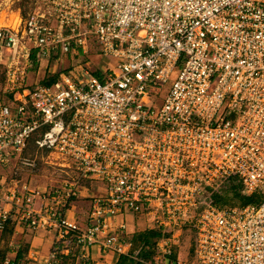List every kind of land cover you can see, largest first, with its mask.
<instances>
[{
	"label": "built area",
	"instance_id": "1",
	"mask_svg": "<svg viewBox=\"0 0 264 264\" xmlns=\"http://www.w3.org/2000/svg\"><path fill=\"white\" fill-rule=\"evenodd\" d=\"M1 2L27 5L0 25V230L16 214L53 234L44 264H103L138 258L141 218L159 231L143 264H264V0ZM93 48L112 58L100 78L26 82L31 51ZM32 138L65 177L30 184Z\"/></svg>",
	"mask_w": 264,
	"mask_h": 264
},
{
	"label": "rangeland",
	"instance_id": "2",
	"mask_svg": "<svg viewBox=\"0 0 264 264\" xmlns=\"http://www.w3.org/2000/svg\"><path fill=\"white\" fill-rule=\"evenodd\" d=\"M9 5V9H6V6ZM20 5L26 6L27 4H4L0 0V25L8 24L16 20V8ZM23 10V9H22ZM25 11V10H24ZM24 13V12H23ZM107 64H112V58L106 55H101L100 53H96V51L91 49L86 54L75 51L73 53L69 52H53L50 53L47 57L39 58L35 63L27 67L26 70V82L30 87H33L36 84H41L42 80H45L51 74H56L55 72L63 71V72H80L81 69L87 68L90 71L97 70L98 68L101 70L103 66ZM3 79H4V69L3 64L0 62V97H3ZM24 155L29 158H35L37 167L35 170H26L29 177V181L31 185H40L48 184L52 181H58L65 177L64 169H61L58 166H52L46 161L48 159L45 158L44 152H39L36 150L33 141H29L26 150L24 151ZM4 172H8L7 169ZM82 198L81 200H83ZM141 218H135V224L132 219L129 221V229L136 231H140L145 229V225L141 222ZM132 222V223H131ZM40 229V228H39ZM42 230V229H40ZM3 238V242L0 244H6L7 234H0ZM185 243H188V239L185 240ZM0 245V246H2ZM4 247V245H3ZM184 255V252L182 253ZM182 255V256H183ZM80 264V263H79Z\"/></svg>",
	"mask_w": 264,
	"mask_h": 264
},
{
	"label": "crops",
	"instance_id": "3",
	"mask_svg": "<svg viewBox=\"0 0 264 264\" xmlns=\"http://www.w3.org/2000/svg\"><path fill=\"white\" fill-rule=\"evenodd\" d=\"M0 171L4 170L0 169ZM86 208V200H72L68 210V215L72 219L82 221L86 214ZM16 216V214H13V218L10 223L12 231L6 236V244H3L8 247L4 261H17L19 264H44V259L47 253L53 247V234L45 230L34 229L26 222H20L17 220ZM2 233H4V231L0 230V234ZM3 241V238L0 236V243ZM18 251H20V256H16ZM90 253L92 260L100 259V255L98 254L96 248H93ZM117 257L118 256L116 255L109 254L103 257L101 261H103V264H112L116 261ZM65 258L69 257H64L63 259ZM79 263L82 264L81 261L74 258L72 263L68 262L63 264Z\"/></svg>",
	"mask_w": 264,
	"mask_h": 264
},
{
	"label": "trees",
	"instance_id": "4",
	"mask_svg": "<svg viewBox=\"0 0 264 264\" xmlns=\"http://www.w3.org/2000/svg\"><path fill=\"white\" fill-rule=\"evenodd\" d=\"M20 4H24V3H20ZM21 6L23 7V5H21ZM23 12H24V10H22V13ZM30 58H31L32 63L36 62L34 51H31ZM92 73L95 76H97L98 78H100L99 70H94V71H92ZM55 78H56L55 74H51L45 80H42L40 83L43 84V85H49L55 80ZM31 140L33 141V138L30 139V141ZM233 197H235V198L238 197L235 192H234ZM220 199L223 202H229L230 201L229 198H227L225 196H223ZM256 199H257V195L253 194L251 196L239 197V198L235 199V201H239V203H241V204L243 203L244 204V203H248V202H253ZM10 223H11V220H7L5 222L3 228L1 229V230L4 231V234L11 233L12 228L10 227ZM158 235H159V231L154 229V228L143 229V230H140V231H137V232L133 233L131 235V239L133 240V245L136 246L139 243H142V246L140 247V249L138 251V258L137 259H133V258H130V257L126 256V255H119L117 257L116 261L114 263H112V264H143L142 260L149 259L151 254H152L151 249L149 247H147L146 244L149 241H151L154 238H156ZM7 250H8V247L0 246V264H3V262H4ZM16 254H17L16 256H20V251H18ZM69 259H71V260H69ZM73 260H74L73 257L65 258V259H63V263H68V262L72 263ZM85 264H87V263H85Z\"/></svg>",
	"mask_w": 264,
	"mask_h": 264
}]
</instances>
